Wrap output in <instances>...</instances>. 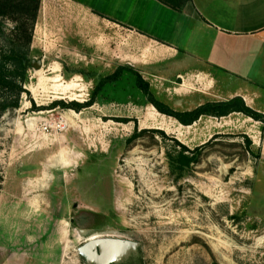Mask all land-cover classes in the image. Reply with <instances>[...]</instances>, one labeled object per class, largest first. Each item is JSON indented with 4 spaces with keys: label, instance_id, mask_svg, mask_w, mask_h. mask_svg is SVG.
I'll use <instances>...</instances> for the list:
<instances>
[{
    "label": "rangeland",
    "instance_id": "374dc122",
    "mask_svg": "<svg viewBox=\"0 0 264 264\" xmlns=\"http://www.w3.org/2000/svg\"><path fill=\"white\" fill-rule=\"evenodd\" d=\"M150 47L73 0H42L29 94L0 113V264H86L79 248L92 237L140 243V257L124 264H264V146L259 162L254 122L234 115L183 126L149 105L129 74L81 113L49 109L90 100L120 66L142 73L139 65L158 60ZM187 64L143 75L179 112L206 104L195 93L209 96L208 85L177 77L202 71ZM216 78L215 93L240 88ZM136 130L168 137L131 141ZM175 141L195 151L185 167Z\"/></svg>",
    "mask_w": 264,
    "mask_h": 264
},
{
    "label": "crops",
    "instance_id": "0c3cea01",
    "mask_svg": "<svg viewBox=\"0 0 264 264\" xmlns=\"http://www.w3.org/2000/svg\"><path fill=\"white\" fill-rule=\"evenodd\" d=\"M73 1L94 16L136 33L151 45L158 60L139 65L145 77L157 78L146 70L149 66L176 59L185 65L192 63L202 71L177 77L208 85V97L194 94L200 103L241 97L250 108L264 114V0H192L183 12L174 11L159 0ZM217 75L226 77V83L235 80L240 88L226 94L215 93ZM234 115L256 124L252 127L259 137L254 148L260 152L264 146V125L242 114L231 116Z\"/></svg>",
    "mask_w": 264,
    "mask_h": 264
},
{
    "label": "trees",
    "instance_id": "16d2710c",
    "mask_svg": "<svg viewBox=\"0 0 264 264\" xmlns=\"http://www.w3.org/2000/svg\"><path fill=\"white\" fill-rule=\"evenodd\" d=\"M169 8L177 12H183L192 0H159ZM42 5V0H0V113L18 110L21 107L23 97L29 94L30 71L32 70V44L36 25ZM125 74L134 77L138 90L144 95L149 105L164 116L178 121L183 126H192L204 117L226 118L232 114H242L256 122L264 125V114L250 108L241 97L229 101H218L206 103L192 111L179 112L172 110L165 103L158 100L151 90L150 83L143 75L133 67L125 65L118 67L112 74L100 79L91 94L90 100L85 103L72 101L66 103L62 100L53 102L49 109H63L81 113L83 110L93 107L98 96L108 85L119 82ZM44 110V109H38ZM119 122L129 123L121 120ZM145 133L157 134L165 139L168 136L160 130L135 131L130 139L134 141ZM248 149L253 146L252 140L243 135ZM180 148V159L182 167L190 160L187 153H194L188 147L175 141ZM250 154L258 161L261 154Z\"/></svg>",
    "mask_w": 264,
    "mask_h": 264
},
{
    "label": "water",
    "instance_id": "95a60500",
    "mask_svg": "<svg viewBox=\"0 0 264 264\" xmlns=\"http://www.w3.org/2000/svg\"><path fill=\"white\" fill-rule=\"evenodd\" d=\"M140 247V243L120 238L92 237L79 248V254L86 264H124L140 257Z\"/></svg>",
    "mask_w": 264,
    "mask_h": 264
}]
</instances>
